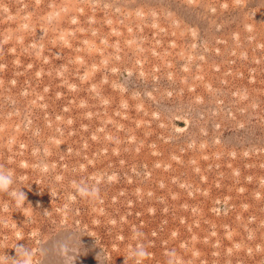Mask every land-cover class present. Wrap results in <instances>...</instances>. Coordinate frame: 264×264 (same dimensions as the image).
I'll return each instance as SVG.
<instances>
[{
  "label": "rangeland",
  "instance_id": "374dc122",
  "mask_svg": "<svg viewBox=\"0 0 264 264\" xmlns=\"http://www.w3.org/2000/svg\"><path fill=\"white\" fill-rule=\"evenodd\" d=\"M0 168V254L264 264V0H0Z\"/></svg>",
  "mask_w": 264,
  "mask_h": 264
},
{
  "label": "clouds",
  "instance_id": "9594fccd",
  "mask_svg": "<svg viewBox=\"0 0 264 264\" xmlns=\"http://www.w3.org/2000/svg\"><path fill=\"white\" fill-rule=\"evenodd\" d=\"M49 21L53 19L52 16L48 17ZM15 183L12 173L8 170L0 168V192H6L10 195L18 208H23L24 202L27 197L25 193L20 189H13L12 185ZM74 190L77 195L82 198H96L98 196V188L87 182H74ZM16 252V258H12L7 254H0V264H37L35 260V254L32 250L25 246H19L18 244L14 248ZM149 252L147 248L142 244L129 249L127 256L125 257V264L131 257L133 264H144V261L148 258ZM166 264H180L175 251H169L166 253Z\"/></svg>",
  "mask_w": 264,
  "mask_h": 264
}]
</instances>
